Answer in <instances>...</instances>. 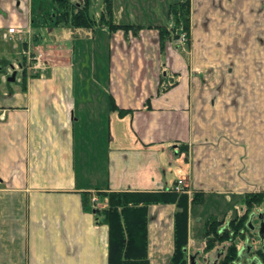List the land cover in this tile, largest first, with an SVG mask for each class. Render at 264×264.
Returning a JSON list of instances; mask_svg holds the SVG:
<instances>
[{
	"label": "crops",
	"instance_id": "crops-1",
	"mask_svg": "<svg viewBox=\"0 0 264 264\" xmlns=\"http://www.w3.org/2000/svg\"><path fill=\"white\" fill-rule=\"evenodd\" d=\"M174 1L112 0V21L137 30L72 36L41 22L49 5L0 0V264H107L97 192L180 177L187 200L198 192L214 208L264 191V0H188L187 51L155 28L172 25ZM91 10L96 20L102 6ZM31 47L47 58L36 75ZM175 210L147 206V264H168Z\"/></svg>",
	"mask_w": 264,
	"mask_h": 264
},
{
	"label": "trees",
	"instance_id": "trees-1",
	"mask_svg": "<svg viewBox=\"0 0 264 264\" xmlns=\"http://www.w3.org/2000/svg\"><path fill=\"white\" fill-rule=\"evenodd\" d=\"M54 8L46 11L47 18L65 23L72 29L91 31L96 26L95 20L88 13L85 0H51ZM188 0H176L168 4V13L172 15L171 26L156 25L160 41L174 39L188 31ZM106 15H100V22L108 31L115 29L137 30L139 25L114 23L111 18V0H105ZM105 27V28H106ZM187 39V38H186ZM115 109L113 105L110 107ZM117 113H122L117 110ZM105 198L106 206L93 209L94 215L107 226V264H147L146 258V208L149 204L173 203L176 210L173 214V248L168 264H186L183 248L187 242V195L178 193L171 187L157 192H97ZM200 193L194 192L190 203L194 204ZM263 198L260 192H249L243 197L244 209L233 212L234 217L226 222H219L214 215L205 222L204 245L206 254L212 256L220 250L216 264H241L244 253L253 257L250 264H264V252L259 247L246 249L244 246L258 240L248 229V215ZM264 208V207H263ZM259 210V209H258ZM244 247V248H243ZM243 248V250H242ZM200 254L202 252L198 251ZM199 254V255H200ZM203 255V254H202ZM249 257V258H251ZM199 258V257H198ZM246 264V262H245Z\"/></svg>",
	"mask_w": 264,
	"mask_h": 264
},
{
	"label": "rangeland",
	"instance_id": "rangeland-1",
	"mask_svg": "<svg viewBox=\"0 0 264 264\" xmlns=\"http://www.w3.org/2000/svg\"><path fill=\"white\" fill-rule=\"evenodd\" d=\"M85 1L87 2V8L90 9V10L92 9L91 10L92 12L93 11L96 12V10L98 8V5L102 6V11L99 13V16L97 17V19L94 22H95L96 25L106 27L103 23L100 22V20H101L100 19V15L101 14L103 16L106 15V13H105L106 10L104 9L105 0H96L97 4L96 3L93 4L91 2H90L91 4H89V0H85ZM35 2H36L37 7L39 9L43 8L46 5L47 6L49 5L51 7L50 11H51V9L54 8V6L52 4L53 2L51 0H35ZM76 2H78V0H76ZM161 3H162V0H159L158 5H161ZM89 6H90V8H89ZM157 9L160 10V7L157 8ZM167 9H168V6L166 7V13L165 14L168 16L167 17L168 19L170 18L172 20V15L168 13ZM96 14H98V13H96ZM40 20L44 24L51 23L50 19L47 18V14L42 15ZM51 25L52 26H58V27H60V26L61 27H68L65 23H62V21H60V22L53 21L51 24H49V26H51ZM93 28L91 30H93ZM106 29H107V27H106ZM68 30L70 31L69 34H71L72 36L73 35L75 36V34H78V33L80 34V32H88L87 30H83V29L75 30V29H72L71 27H68ZM115 30H117V29H115ZM119 30H121V29H119ZM112 31H114V30H112ZM121 31H123V30H121ZM126 31H129V30H126ZM126 31H123V32H126ZM179 38H180V34H178L174 39H172V41H173L172 43H174V45H176L180 49V51H182V50L187 51V39H186V37H183V38H180V39ZM178 39H179V41H178ZM32 49H34V48H32ZM43 49H44L43 47H40V48L34 49V51L30 50V52L26 54V56L29 59L28 64H31L32 62L33 63L35 62V58H34L35 55L38 57V60H39V62L42 65V67H41V69L39 71L44 70V68L46 66V61H47V58H46L45 53H44L45 50L43 51ZM30 59H32V60H30ZM18 61H21V59L20 60L18 59ZM28 64L24 65L26 71H28V69H27V65ZM15 67L17 68L16 64H15ZM29 73H31V72H29ZM31 74H35L36 75V74H38V71L35 72V73H31ZM200 79L203 82H205V80H207L204 77H202ZM173 186H179L180 188L185 189L184 188L185 187L184 181L180 177L177 178V180H176V182L174 183ZM186 191L189 192L188 188L186 189ZM251 192H260L262 194V196H263V198L261 199L260 203L256 206V208L253 209L254 212H256L258 209L261 210L264 207V191L255 190V191H251ZM247 193H249V192H247ZM245 194H246V192L242 193L240 195H236L235 198L227 201L226 204L224 202H222L221 200H219V201H217L218 205H216L214 208L211 207V203L213 204V200H210V199L206 200L205 207H203L204 205H201L203 200L200 197L197 196V199H196L194 204H197L198 207H197L195 212H190L189 214L191 215V217H190L191 221L194 224H196V227H197L198 231L195 233L194 239H191L193 237V233H189L190 240L188 242H186V246H185L186 250L188 252L189 251H191V252L200 251V252H202L201 255L203 254V256H211L212 257L211 254L209 255V253H208V255H207L206 254L207 252H204V250L202 251L203 245H204V234L205 233L203 232V230L205 229V222L208 221V219H209V217H211V215H214L216 217V220L219 221V222L220 221L221 222H226L227 219H230V218L234 217V215H232L234 211H235V213H239V210L241 209V207L244 209L245 205L243 203L244 202L243 197H244ZM188 202L190 203V200H188ZM105 206H106V204H105ZM99 208H101L100 205H99ZM252 240H253V242H251V243L254 246L259 244L258 240H256V241H254V239H252ZM243 248H242V250H243ZM245 257L249 258L251 256L248 253L247 254L244 253L242 255L241 260H240L241 264H245V262H246L245 261ZM198 261L200 262V259ZM168 263H169V261H168Z\"/></svg>",
	"mask_w": 264,
	"mask_h": 264
},
{
	"label": "flooded vegetation",
	"instance_id": "flooded-vegetation-1",
	"mask_svg": "<svg viewBox=\"0 0 264 264\" xmlns=\"http://www.w3.org/2000/svg\"><path fill=\"white\" fill-rule=\"evenodd\" d=\"M259 217L264 219V208H262L261 210H257L256 212H251L248 215V222H247L248 229L250 230V232H253L256 237H258L257 236V228H258V224L260 222V218ZM258 243H259L258 245L254 246L250 242L248 244H245V248L246 249H253V247H259L261 249V246L264 245V239L260 240L258 238ZM199 254L200 253L198 251L194 252V254L192 255L193 258L191 260V261H194V263L192 262L191 264H216L217 263V259H218L219 254H220V250H219V252L217 251L215 253V255L213 256L211 261L209 260V256L207 258V256H203V255H201V254L199 255ZM199 259H200V262L198 261ZM252 259H253V257L246 258L245 261H246L247 264H250ZM197 261L199 263H197Z\"/></svg>",
	"mask_w": 264,
	"mask_h": 264
},
{
	"label": "built area",
	"instance_id": "built-area-1",
	"mask_svg": "<svg viewBox=\"0 0 264 264\" xmlns=\"http://www.w3.org/2000/svg\"><path fill=\"white\" fill-rule=\"evenodd\" d=\"M12 30H13V28H9L8 32H12ZM183 37L184 36L182 34H180V38H183ZM179 39H178V41H179ZM36 57L37 56L35 55V57H34L35 58V62L34 63L32 62L31 64L27 65L28 72L35 73V72H37V71H39L41 69L42 65L39 62L38 57L37 58ZM30 60H32V59H30ZM173 190L175 192H178V193L187 192L186 189L180 188L179 186H173ZM92 202H93V205H94L93 207H98L99 208V201L95 197H93Z\"/></svg>",
	"mask_w": 264,
	"mask_h": 264
},
{
	"label": "water",
	"instance_id": "water-1",
	"mask_svg": "<svg viewBox=\"0 0 264 264\" xmlns=\"http://www.w3.org/2000/svg\"><path fill=\"white\" fill-rule=\"evenodd\" d=\"M14 73L11 74L10 77H8L7 80L12 81L13 80ZM260 218V217H259ZM257 236L260 240L264 239V219L260 218V222L258 224L257 228ZM261 249L264 252V245L261 246ZM183 251H185V248H183Z\"/></svg>",
	"mask_w": 264,
	"mask_h": 264
}]
</instances>
